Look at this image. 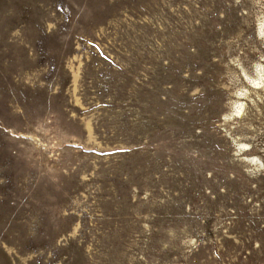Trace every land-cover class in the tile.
<instances>
[{
    "label": "rangeland",
    "instance_id": "1",
    "mask_svg": "<svg viewBox=\"0 0 264 264\" xmlns=\"http://www.w3.org/2000/svg\"><path fill=\"white\" fill-rule=\"evenodd\" d=\"M0 264H264V0H0Z\"/></svg>",
    "mask_w": 264,
    "mask_h": 264
}]
</instances>
